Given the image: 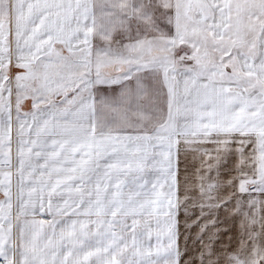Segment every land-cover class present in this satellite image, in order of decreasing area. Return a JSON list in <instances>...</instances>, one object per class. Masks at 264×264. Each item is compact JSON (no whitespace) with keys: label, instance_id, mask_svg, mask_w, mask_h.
Masks as SVG:
<instances>
[{"label":"snow or ice","instance_id":"obj_1","mask_svg":"<svg viewBox=\"0 0 264 264\" xmlns=\"http://www.w3.org/2000/svg\"><path fill=\"white\" fill-rule=\"evenodd\" d=\"M0 264H264V0H0Z\"/></svg>","mask_w":264,"mask_h":264}]
</instances>
